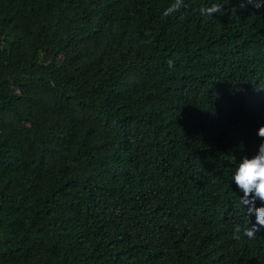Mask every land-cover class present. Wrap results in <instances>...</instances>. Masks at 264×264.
<instances>
[{"label": "trees", "instance_id": "trees-1", "mask_svg": "<svg viewBox=\"0 0 264 264\" xmlns=\"http://www.w3.org/2000/svg\"><path fill=\"white\" fill-rule=\"evenodd\" d=\"M171 3L0 0V264H264V9Z\"/></svg>", "mask_w": 264, "mask_h": 264}, {"label": "clouds", "instance_id": "clouds-1", "mask_svg": "<svg viewBox=\"0 0 264 264\" xmlns=\"http://www.w3.org/2000/svg\"><path fill=\"white\" fill-rule=\"evenodd\" d=\"M245 4L253 9H264V0H244ZM184 6V0H172V3L163 10V15L168 16L179 11ZM224 5L220 3L202 8L201 15L222 14ZM169 67L172 61H167ZM257 136L261 137L256 152L251 156H241L233 166L230 177L234 182L240 197V205L246 213L254 216L255 222L244 230V234L252 237L255 230L264 226V125L256 129ZM260 201L259 204L256 202ZM240 229L237 227L236 233Z\"/></svg>", "mask_w": 264, "mask_h": 264}]
</instances>
